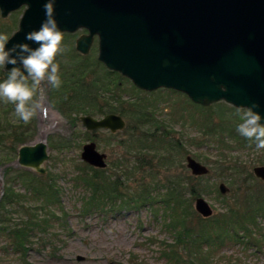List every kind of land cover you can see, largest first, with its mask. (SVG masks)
<instances>
[{"label":"rangeland","instance_id":"374dc122","mask_svg":"<svg viewBox=\"0 0 264 264\" xmlns=\"http://www.w3.org/2000/svg\"><path fill=\"white\" fill-rule=\"evenodd\" d=\"M23 10L5 19L0 14V34L11 38L18 29ZM82 33L81 30L64 36L67 51L57 57L62 83L66 87L72 85V89L64 94L60 87L55 100L76 121L62 118L42 95L38 97L41 107L37 110L36 134L30 139L33 133L30 131L25 138L31 140L28 145H33L38 143V137L46 135L49 159L44 164L45 175L17 165L14 134H21L25 123L15 116L14 105L0 101V161L12 158L0 164V264H170L161 253L162 244H173L163 208L127 206L130 202L120 203L114 195L117 203L104 202L106 209L85 212L84 203L92 190L82 179L93 178L96 170L99 182L105 184L118 179L122 195H132L142 182L156 184L158 192L154 196L164 194V186L169 181L184 182L185 206L193 215L189 221L197 225L201 220L220 215L222 218L230 207L244 208L242 199L250 182L264 192V183L253 173L255 167L264 166V150L243 149L230 139L229 133L242 121L237 109L225 102L202 107L184 94L167 89L148 93L119 74L112 75L113 79L107 77L95 62L97 45L86 59L76 53L75 43ZM7 76L5 68H0V82ZM74 76L79 77L78 84L73 81ZM140 103L146 107L144 112L148 108V124L144 122L146 117L138 120L135 114L139 109L136 104ZM107 111L123 117L124 130L115 134L105 129L88 131L80 121L86 115L100 119L98 114ZM53 123L57 125L51 128ZM132 130L136 138L131 135ZM91 142L107 155L105 169H96L81 159L84 145ZM187 156L207 166L210 174L193 176L187 168ZM143 159L147 167H136L140 163L136 161ZM249 173L253 180L246 183L245 178L248 181L252 178ZM49 177L53 179L51 182ZM45 183L48 186L54 183L58 189L59 201L49 207V215L55 217L47 232L35 231V236L32 233V244L23 257L14 251L7 234L14 225H24L37 214L35 210L40 202L36 189H45ZM222 183L230 189L229 193L221 194ZM193 187L195 196L191 194ZM11 194L15 196L12 205L6 206L4 197ZM198 197L210 205L213 216L205 219L196 211ZM47 213L42 210L38 215L46 217ZM257 223L253 233L257 244L232 242L228 237L224 245L212 252L207 264H264V218H259ZM215 227L220 229L221 225Z\"/></svg>","mask_w":264,"mask_h":264},{"label":"water","instance_id":"95a60500","mask_svg":"<svg viewBox=\"0 0 264 264\" xmlns=\"http://www.w3.org/2000/svg\"><path fill=\"white\" fill-rule=\"evenodd\" d=\"M46 2L0 0L3 19L25 8L7 49L24 43L38 47L25 37L45 20ZM54 15L63 33L88 32L77 41L81 54L89 53L97 36L99 61L141 91L173 90L202 107L256 104L254 111L264 118V0H55ZM81 121L89 131L115 134L126 127L116 114ZM48 159L47 144L38 142L19 149L17 165L43 176ZM81 159L96 169L107 167V155L94 142L84 145ZM186 162L193 176L210 174L192 156ZM253 173L264 183V166ZM219 190L230 192L224 183ZM195 209L205 219L213 216L202 197L196 199Z\"/></svg>","mask_w":264,"mask_h":264},{"label":"trees","instance_id":"16d2710c","mask_svg":"<svg viewBox=\"0 0 264 264\" xmlns=\"http://www.w3.org/2000/svg\"><path fill=\"white\" fill-rule=\"evenodd\" d=\"M56 103H54L56 107L60 108L61 110L63 108L67 110L61 104ZM149 104L148 106H150ZM136 106L139 108L135 113L138 116V120L146 117V120L144 122H147L148 124V108L146 113L144 112V109L146 107L143 104H136ZM35 124L36 121L33 118L32 126L34 127ZM26 125L27 124L25 123L21 127V134H17L14 132V140L16 143L14 145L13 150L14 157L17 155L18 149L22 145H25L31 141L29 139H25L29 137L28 134L30 133H26ZM236 129L237 126H235L232 132L229 133L230 139L232 138L233 141L236 142V145L239 147H243V149H254V142H251L245 139L244 137L240 136ZM34 133L35 132L32 133L30 139L34 138ZM131 135L133 136V138H136L134 136V130H132ZM140 139L142 140V138L139 137V141ZM243 144H245V146H243ZM11 159L12 158L2 160L0 161V164L2 165L3 161L10 162ZM146 162L147 161H145L144 159L142 161H136V163H139V165H137L136 167L143 166L146 168ZM241 172L244 174V171ZM93 174V178L87 176L86 178L82 179L85 184L88 185V187H90V189L92 190L91 196L84 203L85 212L106 209L104 207V202L110 201L113 204L117 203L115 201L114 195H116V200H118L120 203L124 204L125 202H130L126 203L127 206H135V208H137V205L142 207L157 206L160 207L161 210L162 208L164 209L163 211H165L166 213V215L164 216V222L166 228L172 235L173 244H162L161 253L162 257L166 259L170 264H207L212 259V252L220 248L221 245H224L228 237L231 239L230 241L239 242L241 244H245L246 241L248 242V245L252 243H258L253 238V233L254 229L258 228V219L261 217L264 218V192L262 188L257 189L254 185H252V183L250 182L251 180H253L251 173H249V178H252H250L249 181L245 178V182L250 183L246 190V197L242 199V201H244L245 203L244 208L238 209L236 207H230L227 211L228 214L222 215V218L220 215L218 217H213L208 220H201V222L197 225H191L189 221V219L192 218L193 215L189 213V207L187 208L185 206L183 194L186 187L184 182H177L176 180L167 182V185L164 186V194L159 193L158 196H154L155 193L158 192V189H156V184H154V186H150L145 182H142L132 193V195H122L120 193L121 185L119 184L118 179L116 180V182H105L104 184L103 182H99L96 179L99 177L98 171L95 170ZM52 180L53 179L50 180V177L48 178V181L51 182ZM44 186L45 189H36V191L38 192L37 198L40 202L38 209L35 210L37 214H33L32 218L27 219L28 221L24 225H14L13 230L7 234V236L10 238V243L12 244L14 251H17L19 254H23V257L29 251V247L32 244L30 238L35 236V231H39L41 233L47 232L48 227L50 226L53 218L55 217L54 215H49V207L53 206L56 202L59 201L57 198V186L55 187L54 183H49V186L47 183H45ZM191 194L194 196L196 195L194 187L191 190ZM6 196L4 197L5 205H12V202L15 197L14 194H11L10 196L8 195V197ZM42 210L44 212L48 211V213L46 214L48 216L41 217V215H38V212ZM223 216H225V218ZM217 225H221V228H216L215 226ZM1 226L2 225H0V228ZM222 226H227L228 228H222ZM214 227L216 228V232L214 230Z\"/></svg>","mask_w":264,"mask_h":264},{"label":"clouds","instance_id":"9594fccd","mask_svg":"<svg viewBox=\"0 0 264 264\" xmlns=\"http://www.w3.org/2000/svg\"><path fill=\"white\" fill-rule=\"evenodd\" d=\"M54 5L55 0H47L44 4L45 20L38 30L26 34V40L37 44V48L24 43L7 49L9 38L0 34V68L13 66L7 79L0 82V101L14 105L15 116L26 124L41 107L38 97L43 95V84L47 82L55 90L62 86L57 57L63 55L67 48L64 33L55 19ZM258 107L253 104L236 110L242 121L237 125V132L254 142L257 151L264 150V123H261L264 118L254 111Z\"/></svg>","mask_w":264,"mask_h":264},{"label":"flooded vegetation","instance_id":"af4514ba","mask_svg":"<svg viewBox=\"0 0 264 264\" xmlns=\"http://www.w3.org/2000/svg\"><path fill=\"white\" fill-rule=\"evenodd\" d=\"M20 22V21H19ZM18 28H19V24H18ZM18 30V29H17ZM83 31V33L77 38V40H76V43H75V51H76V53H78L79 55H81V56H83L85 59L86 58H88V55L89 54H92L93 52V47H94V45H97V55H96V60H95V62L97 63V66H98V68H100V69H104L105 70V73L107 74V77L108 76H111V79H113L112 78V75H114L116 72H114V71H111V70H109L103 63H101L100 61H99V59H98V55H99V40H98V37L97 36H95L94 37V39H93V42H92V45H91V48H90V51H89V53L88 54H81L80 52H78L77 51V41H78V39L79 38H81L82 36H84V35H87L88 33L85 31V30H82ZM66 35H69V34H64V36H66ZM70 35H73V34H70ZM63 59H64V57H62ZM63 62V61H62ZM5 71L8 73V71L5 69ZM64 73V72H63ZM59 74H60V72H59ZM116 74H118V73H116ZM65 74H63V76H64ZM76 76H74V79L75 80H73L75 83H76ZM79 78V77H78ZM78 78H77V80H78ZM64 80V79H63ZM63 80H62V82H63ZM68 81H70V79H68ZM76 84H78V82L76 83ZM76 84L74 85V87L76 86ZM112 84V83H111ZM62 89H63V93L64 94H69V92L71 91V89H72V85H70V84H67V87H66V85L65 84H63L62 83ZM43 89H45V91H43V93H44V95L45 96H47L48 98H49V100H50V102L52 103V104H54V103H56V100H55V98L57 97V96H59L58 95V91L57 90H55V89H52L51 87H50V85H48L47 84V82H45L44 84H43ZM94 99V98H93ZM85 100V99H84ZM87 100H88V97H87ZM57 104V103H56ZM63 108V107H62ZM62 111L64 112L63 114L66 116V117H68V118H70L71 119V121L72 122H74V121H76V119L77 118H73V117H71L70 116V114H69V111L67 112V110H65L64 108L62 109ZM111 114H114L113 112H106V113H99L98 115H100L99 117H100V119H96V118H94L93 116H91V115H86V116H91V117H93L94 119H96V120H101V119H103V118H105L106 116H108V115H111ZM86 116H83V117H86ZM82 118V117H81ZM81 118H80V121H81ZM30 122H31V125H30ZM29 123H27V125H26V130H27V133L28 132H36L35 131V126L33 127L32 126V123H33V119L30 121ZM82 122V121H81ZM83 123V122H82ZM84 125V124H83ZM89 131V130H88ZM34 134H36V133H34Z\"/></svg>","mask_w":264,"mask_h":264},{"label":"bare ground","instance_id":"6f19581e","mask_svg":"<svg viewBox=\"0 0 264 264\" xmlns=\"http://www.w3.org/2000/svg\"><path fill=\"white\" fill-rule=\"evenodd\" d=\"M55 126H52L51 128H54ZM45 134L41 135V137H38L37 142L43 141L45 138Z\"/></svg>","mask_w":264,"mask_h":264}]
</instances>
